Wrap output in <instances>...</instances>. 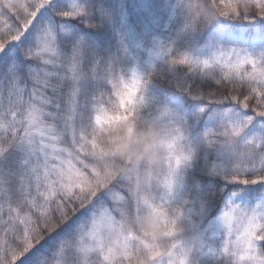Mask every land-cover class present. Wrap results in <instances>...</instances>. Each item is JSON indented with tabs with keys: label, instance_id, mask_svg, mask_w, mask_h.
Segmentation results:
<instances>
[{
	"label": "snow or ice",
	"instance_id": "obj_1",
	"mask_svg": "<svg viewBox=\"0 0 264 264\" xmlns=\"http://www.w3.org/2000/svg\"><path fill=\"white\" fill-rule=\"evenodd\" d=\"M0 264H264V0H0Z\"/></svg>",
	"mask_w": 264,
	"mask_h": 264
}]
</instances>
